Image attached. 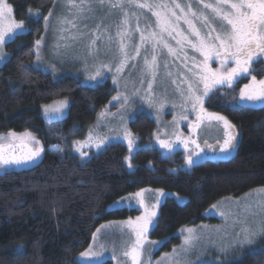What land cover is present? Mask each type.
<instances>
[{
  "label": "trees",
  "instance_id": "obj_1",
  "mask_svg": "<svg viewBox=\"0 0 264 264\" xmlns=\"http://www.w3.org/2000/svg\"><path fill=\"white\" fill-rule=\"evenodd\" d=\"M8 1L28 30L6 44L11 55L0 65V134L30 130L43 141L45 152L34 165L0 171V264H83L77 256L103 222L138 213L136 208H110L112 202L142 188L187 197L181 203L169 195L161 205L150 236L170 237L166 247L180 241L175 233L182 226L215 220L203 213L218 199L264 185V108L233 107L231 96L221 93L206 107L238 127L239 142L231 157H206L190 168L174 169L184 162L178 152L165 156L157 147H140L130 168L127 145L116 141L82 161L72 151V140L83 137L98 110L110 101L111 82L88 86L78 77L55 79L35 67V41L43 34L44 16L55 0ZM31 9L42 15L30 18ZM256 73L263 76V66ZM62 97L71 99L68 115L46 121L42 106ZM130 126L146 143L156 121L143 111ZM228 264H264V248Z\"/></svg>",
  "mask_w": 264,
  "mask_h": 264
},
{
  "label": "snow or ice",
  "instance_id": "obj_2",
  "mask_svg": "<svg viewBox=\"0 0 264 264\" xmlns=\"http://www.w3.org/2000/svg\"><path fill=\"white\" fill-rule=\"evenodd\" d=\"M126 2L128 5H134L137 9H147L155 17V28L148 24L145 29H141L139 26L140 18L136 17L137 26L135 31L139 33V44L134 46V55H130L127 50L126 40L131 37L129 29L123 27L117 32L121 58L115 67L113 83L118 84L117 77L125 70L129 60L138 57L142 47L150 46L152 55L150 59L148 56L144 57V64L140 70L142 77L140 83L143 85L145 82L144 76L151 78L147 81V88L143 89V95H141L140 89H136L133 95L140 96L142 102L147 103L149 107L155 108L158 113L162 112L168 104H171L174 109H179L178 115H175L170 122L173 125L172 132L170 135L166 133V135H169V139H160L157 133V139L161 147L173 149L177 144H182L185 151H188L189 145H194L195 148L186 156L187 164L193 165L197 162L193 160V156L199 157V153L203 152L195 138L198 130L205 125L211 126L215 124L222 127L223 130V142L217 141L216 147L221 153H230L236 147V126L227 117L217 112H210L205 107V104L217 93H221L225 96H231L230 103L233 107L254 108L259 106L264 108V78H257L253 74L256 71L253 65L264 59V0H213V2L198 0V3L202 6L199 12L193 10L191 3L182 6L177 0H171L170 4L164 2L150 3L149 0H143V2L141 0H126ZM99 3L103 5L105 0H99ZM108 3L112 8L124 10L125 0H115V2L108 0ZM82 4L83 0H81L80 5L76 4L75 0H68L67 6L69 9H76L77 12H83ZM204 10H210L211 17L205 14ZM29 15L30 18H38L40 13L39 11L32 12L29 10ZM128 15L127 12H124V25L128 24ZM50 16L51 12L44 17L46 28ZM197 21L207 30L202 32L201 28L197 27ZM214 21H219L218 25ZM59 23L70 26L69 28L60 29V40H75L83 35V33L71 32V29L76 27L75 17L72 20L66 17L61 18ZM181 23L186 25L187 28H182ZM18 30L20 33L27 30L25 21H17L14 17L13 6L7 0H0V62L8 59L4 52V46L14 39ZM64 32H68L69 35L64 36ZM98 39L99 37L94 36L90 41L89 48L92 54L95 53V45ZM109 40H111V37H109ZM169 41H173L175 46ZM41 44L42 39L35 41L36 59L38 62L41 60ZM56 47H60L59 43H57ZM65 47H67V44H65ZM158 49H166L169 56L180 59L183 68L186 70L187 74L180 73L178 83L176 79H172V83L177 85L178 103L169 100L167 91L158 95L154 90V83L160 68L157 55ZM186 49H192L199 55V59L195 56L189 57ZM213 61L217 63V67L212 66ZM50 67L55 73V65ZM164 67L167 69V62H165ZM104 71L112 72L111 65L102 63L95 67L94 71L89 74L88 81L100 83L101 80L98 78H103ZM166 76L171 78L173 73L166 72ZM241 78L248 79V83L243 84L239 88L238 93H234L235 85ZM225 89L228 91H224ZM113 101L120 104L121 111H126L130 97L126 94L118 93L112 97V101H109V103L111 104ZM68 107L69 101L66 98L55 100L51 104L43 106V113L51 121L53 118L63 116ZM190 115H194L195 119L189 120ZM107 116L108 113L106 111L98 113V122L95 127H99L100 120ZM120 118L121 121L124 120L123 115ZM181 121H188V128L191 134L187 137L179 130ZM93 131L94 128L89 129L88 136L84 141H73V145L82 157L87 155L86 152L82 151L86 145H94L99 149L109 140L107 136H94ZM123 137L127 140L131 151L134 146V138L127 128L124 130ZM205 145L209 148L213 147V145H208L207 142H205ZM52 147L58 151L62 150L59 145H53ZM43 151V145L30 131L18 133L9 130L5 134H0V168L32 164L41 156ZM126 159L130 160V157ZM129 167H131V164H129ZM146 191L141 189L139 192L127 198H121L117 202L123 205L125 199H127L128 207H132V201H135L136 205L143 208L142 214L134 220L129 218L127 221L120 222L121 230L123 231V228L126 227L131 236L130 242L125 244L122 252L124 264H145L146 246H156L161 243V241L149 239V230L156 226V208L159 205V200H157L156 204H148L145 200ZM255 194L261 197L258 204L264 210V187L257 189ZM159 195L163 196L164 193L159 192ZM249 195H252V193ZM233 202L240 203V201ZM221 203L223 201L212 205L209 209V214H218L227 220L233 214L229 211L220 210ZM250 209L251 206L249 205L244 211L247 213ZM237 223L241 225L240 231L235 233L234 239L227 246H221L220 251L223 254H227L230 250L245 244L250 245L257 236L264 234V220L261 221L258 227L248 225L246 219L241 221L239 217L234 220V225ZM109 227H112V224L101 225L96 230V233L93 234V243L89 245L88 249L79 253L80 257L87 259L88 264H101V261L97 258L103 255L105 246L99 243V234L102 229ZM200 228H207V226L201 225L198 228L188 227L182 229V233L186 234L181 246L173 248L172 253H166L156 264H164L165 261L171 262V264H196V262L184 259V257L199 242L198 233ZM216 230L219 231L220 229ZM97 247L100 249L99 251L95 250ZM112 258L116 259V256L113 255ZM147 264H151L150 259Z\"/></svg>",
  "mask_w": 264,
  "mask_h": 264
},
{
  "label": "rangeland",
  "instance_id": "obj_3",
  "mask_svg": "<svg viewBox=\"0 0 264 264\" xmlns=\"http://www.w3.org/2000/svg\"><path fill=\"white\" fill-rule=\"evenodd\" d=\"M7 2L10 3L8 0ZM75 2L78 5L81 4V0H75ZM112 2H115V0H112ZM141 2H143V0H141ZM149 2L150 3L164 2L170 4L171 0H149ZM177 2H179L182 6H184L187 3H191L193 10H196L198 12L202 9V6L198 3V0H177ZM205 2H213V0H205ZM67 4H68V0H55L53 7L49 11V13L51 12V16L47 22V28L45 27V20H44V31L42 36L39 38L42 39V44L40 46L41 60L38 62L35 56V60H34L35 67L40 68L45 72L51 73L55 79L65 77L67 75L78 77L82 80L84 85H88V86H96L98 84L105 83L106 81H110L112 88L114 90L112 97L116 96L118 93H123L130 97V102L126 106V111H121L120 104L115 101H113L111 104L108 102L106 105L101 107L97 112L95 121L88 127L83 137L72 140V151L75 154H77L82 161L88 160L91 156L97 154L99 151L104 149L108 144L112 142H116V141L124 142L128 147V142L123 137L125 128H127V130L132 133L134 138L133 149L130 151L128 147V154H127V158L130 157V160L127 159L128 166L129 164H131L130 168H133L131 163L132 156L140 147H157L161 150L162 154L165 156H171L176 152H178L182 156V158H184V162L179 166L175 167L174 169L190 168L193 165L204 160L206 157H212L214 159H222V158L231 157L236 153L237 145L239 142V129L236 125H235L237 132L236 147L230 153H221L219 149L216 147L212 154H208L206 153V149L204 147L205 142H210V143H215L217 141H220V143L223 142L222 127L213 124L211 126L205 125L201 129H199L195 138L197 139V142L200 144V147L203 149V152L199 153V157L193 156V160L197 161L193 165L187 164L186 156L189 155L191 151L195 148L194 145H189L188 151H185L184 146L182 144H177V146H174L173 149H167L161 147L157 139V133L159 134L160 139H165V140L169 139V135L173 130V125H171L170 122L173 120V117L175 115H178L179 109L178 108L174 109L172 108L171 104H168L162 112L158 113L155 108L149 107L147 103L142 102L140 96L133 95L136 89H140L141 95H143V89L147 88V81L151 78L149 76H144L143 79L145 82L143 83V85L140 83L142 78L140 70L144 64V57L148 56V58L150 59L152 55V49L150 46L142 47L140 50V55L135 59L129 60L128 65L125 67V70L117 77L118 84L113 83V77L115 75V67L119 63V60L121 58L119 52V37L117 36V32L121 30V28L123 27H127L129 29V31L131 32V37L128 40H126V43L128 45L127 50L130 55H134V46L139 44V33L135 31V28L137 26L136 17L138 16L140 18L139 26L141 29H145L146 25L148 24H151L152 28H155V23H154L155 17H153L151 13L148 12L147 9H137L134 5H128L126 0L123 11L120 8H112L108 3V0H105V3L103 5L99 3V0H83V4H82V7L84 9L83 12H77L76 9H69ZM31 11L32 12L39 11L40 13L39 17L42 15V12L38 9H31ZM124 12H127L129 14L127 17L128 19L127 25L123 24V21L125 19ZM204 12L205 14L211 17L210 10H204ZM49 13L46 16H48ZM133 13H135V15H133ZM14 17L17 21L21 20L16 17L15 11H14ZM65 17L69 20H72L75 17L76 27L72 28L71 32L83 33V35L79 36L78 39L75 40L69 39L67 41L59 39L61 35L60 29L70 27L69 25H61L59 23L60 19ZM196 23H197V27H200L202 32L207 30L206 28L201 26L199 21H197ZM214 23L218 25L219 21H214ZM181 27L184 29L187 28V26L184 25L183 23H181ZM26 29L28 30L27 25H26ZM18 34H20L19 30L16 35ZM63 35L68 36L69 33L64 32ZM94 36L99 37V39L95 45V53L92 54L90 53L89 45H90V41L93 39ZM109 37H111V40H109ZM169 42L172 43L173 46H175L173 41H169ZM57 43H59L60 45L59 48L56 47ZM6 44L4 46V52L9 58L11 54L6 49ZM65 44H67V47H65ZM186 52L189 57L195 56L197 59H199V55L195 53L192 49H186ZM35 53H36V47H35ZM157 55H158L160 68L158 71L156 81L154 83V90L158 95L167 91L169 100L178 103L179 96L176 92L177 85L172 83V79L173 78L176 79L178 83L180 79V73L183 72L187 74L186 70L183 68V64L181 60L169 56L167 54L166 49L165 50L158 49ZM4 62H0V65H2ZM165 62H167L168 65L167 69H165L164 67ZM102 63L110 64L112 67V72L104 71L103 78H98L101 80L100 83H97L95 81H88L87 78L89 74L94 71L95 67L99 66ZM51 65H55L56 67L55 73H53L50 67ZM212 66L217 67L218 65L215 61H213ZM260 66H263L264 68V64L258 65L256 67V72L258 71ZM166 72H172L173 77L170 78L166 76ZM254 75H256L257 78H264V75L259 76L257 75V73ZM245 83H248V79H245V81L241 83V86L239 87L236 86L234 90L236 89L235 91L238 92L239 88L243 86L242 84ZM125 85H127V87H125ZM224 91H228V90L225 89ZM112 97L110 101H112ZM227 97L229 98L230 95ZM65 98L69 101V107L65 110L63 116L59 118H53L51 121L45 117L43 113V106L51 104L52 102L44 104L42 106L41 109L42 114L46 119V121L48 122L61 121L68 115L71 105V99L70 97H62L60 99H65ZM208 110L210 112H217L225 116L224 114L218 111H214L210 109ZM101 111H106L108 113V116L100 120L99 127H95L98 122V113H100ZM143 111L149 113L156 121V128L152 132L151 140L146 143L141 142L140 135L134 133V131L131 129L130 126L131 121L134 120L136 116ZM112 114H116V115H112ZM121 115L124 116L123 121H121L120 118ZM194 119H195L194 115L189 116V120H194ZM90 128H94L93 131L94 136H101V137L107 136L109 137V140H107L105 144L102 145L99 149H97L94 145H86L82 149V151L86 152L87 155L82 157L80 155V152H78L76 150V147L73 145V141H84L88 136V132ZM179 130L183 132L184 136L186 137L189 136L191 133L188 128V121H181L179 123ZM24 131H30V130H23L16 132L19 133ZM30 132L41 142V144L44 147V151L41 153V156L32 164L26 166L14 165L7 168H0V171L29 167L41 160L45 152L44 143L34 132L32 131ZM166 133H168L169 135H166ZM262 187H264V185L253 188L239 196L230 195L218 199L212 205L223 201V203L220 204V210L229 211L233 215H230L227 220H225L223 217L219 216L218 214L211 215L209 214V209L211 208L212 205H210L204 211L203 214L208 218H215V220L213 221L206 220V221H201L199 223L182 226L175 233V235H178L180 237V241L177 243H171L167 245L168 247L167 246L165 247V245L170 240V237L160 238V239L152 238L150 236V232L153 228H151L148 234L149 239L155 241H161V243L156 246H152V245L146 246L145 255H144L145 264H147V261L149 259L151 260V264H156V262L160 261L161 257H163L166 253H172L173 248H179L184 239V235L186 234V233H182L181 231L182 229L188 227L198 228L201 225H206L207 228H200V231L198 233L200 237L199 242L195 245V247L191 250V252L186 257H184V259L196 262V264H228L233 260L242 258L246 253L256 252L264 248V234H261L257 236L250 245L245 244L241 247H237L233 250H230L227 254H223L220 251L221 246H227L234 239L235 233L240 231L241 225L239 223L234 225V220H236L237 217H239L241 221H244L246 219L247 224L252 227H258L261 221L264 220V210H262L258 204V201L261 199V197L255 194L256 190ZM142 189L147 190L145 192V200L148 204L150 205L156 204L157 200H159V205L156 208L157 219L161 205L167 196L172 195L181 203L185 202L187 198L186 196L180 195L173 191H167L162 188L146 187ZM140 190L141 189L137 190L134 193L118 198L117 200L112 202L110 208H122V207L136 208L138 210V213H136L132 217H129L134 220L137 216H140L142 214L143 208H140L138 205H136L135 201H132V205H133L132 207H128L127 199H125L123 205L118 204L117 202L120 201L121 198H127L130 195L139 192ZM159 192H163L164 195L160 196ZM250 193H252V195H249ZM245 197H247V199H245ZM233 201H240V203L237 204L234 203ZM249 205L251 206V209L249 212L246 213L244 209ZM129 218L121 219V220H110L103 222L101 224V225L112 224V227L102 229L101 233L99 234V243H102L105 246L103 250V255L97 258L101 261V263L110 260L111 264H124V258L122 256V252L124 250L125 244L130 242L131 236L129 230L126 227H124L122 231L119 225L120 222L127 221ZM100 226L98 228H100ZM216 229H220V230L217 231ZM92 243H93V239L90 245ZM21 248H22V244L18 245V249ZM88 248L89 246L86 249ZM86 249H84L83 251H85ZM95 250L99 251L100 249L97 247ZM113 255L116 256V259L112 258ZM77 257L78 260L81 261L83 264H88L86 258L80 257L79 254ZM164 264H171V262L165 261Z\"/></svg>",
  "mask_w": 264,
  "mask_h": 264
},
{
  "label": "flooded vegetation",
  "instance_id": "obj_4",
  "mask_svg": "<svg viewBox=\"0 0 264 264\" xmlns=\"http://www.w3.org/2000/svg\"><path fill=\"white\" fill-rule=\"evenodd\" d=\"M262 64H264V59H262V60L258 61L257 63H255V64L253 65V67L256 69V67H257L258 65H262ZM253 73L256 74V71H254ZM244 81H245V78H241L240 80H238V82L236 83L235 87H236V86H241V83L244 82ZM242 85H243V84H242ZM213 152H214V151H213ZM213 152H212V153H213ZM206 153H208V152H206ZM212 153H208V154H212Z\"/></svg>",
  "mask_w": 264,
  "mask_h": 264
},
{
  "label": "water",
  "instance_id": "obj_5",
  "mask_svg": "<svg viewBox=\"0 0 264 264\" xmlns=\"http://www.w3.org/2000/svg\"><path fill=\"white\" fill-rule=\"evenodd\" d=\"M208 145H213L212 148H209V147H206L205 143H204V147L206 149V152L208 153H212L214 151V149L216 148V145H217V142L215 143H210V142H207Z\"/></svg>",
  "mask_w": 264,
  "mask_h": 264
}]
</instances>
